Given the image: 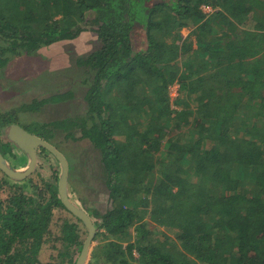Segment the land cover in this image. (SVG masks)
<instances>
[{"label":"trees","instance_id":"trees-1","mask_svg":"<svg viewBox=\"0 0 264 264\" xmlns=\"http://www.w3.org/2000/svg\"><path fill=\"white\" fill-rule=\"evenodd\" d=\"M85 31L100 42L76 61L90 81L86 111L26 127L50 142L87 140L100 155L109 198L84 207L98 241L87 264H264V0H0V69ZM174 83L181 109L170 107ZM198 121L193 141H164ZM13 123L0 111V135ZM57 164L42 147L25 179L0 169V264L77 263L88 230L61 200ZM59 209L69 215L56 219ZM148 218L176 238L154 236Z\"/></svg>","mask_w":264,"mask_h":264},{"label":"rangeland","instance_id":"rangeland-1","mask_svg":"<svg viewBox=\"0 0 264 264\" xmlns=\"http://www.w3.org/2000/svg\"><path fill=\"white\" fill-rule=\"evenodd\" d=\"M185 30V32H184ZM189 27L183 29L184 37L190 33ZM193 42L194 47L199 45L194 38H188ZM100 46L98 36L95 32L85 31L78 38L65 40L45 46L34 55H9V62L0 69V111L9 113L26 130V125L36 126L44 122L52 121L58 116H74L77 113H83L87 109V103L84 96L90 86L88 75L85 69L77 65V59L90 52L97 46ZM177 88V89H176ZM73 92L74 96L62 103H50L43 106L41 110L25 111L20 109L24 104L31 103L34 99L50 97L56 93ZM178 84L170 86V107L172 109H181V101L176 103L178 97ZM195 121L197 118H191ZM19 121V122H18ZM201 121L193 128L183 127L179 130H173L165 136L164 141H170L172 137L186 136L185 143H189L199 137L202 128ZM32 127V126H30ZM33 133L32 131H30ZM3 133L0 135V145L4 152L18 154L19 160L13 164L17 166H27L28 156L16 149L6 147L3 141ZM51 143L54 144L68 158L70 169L72 170L73 182L79 194H70L73 201L80 206L102 209L106 206L109 198L108 189L105 186V180L101 175L100 155L92 148L89 141H74L65 139L64 134H58ZM184 144V141L182 142ZM6 147V148H5ZM161 163L157 165L160 168ZM23 168V167H21ZM56 169L60 170L57 164ZM3 174H0V176ZM49 179V176L47 177ZM82 197L84 202L79 198ZM85 209V208H84ZM63 215H69L66 211L59 209L55 218ZM55 219V222L57 221ZM149 228L154 236L167 234L171 238H176L177 230L157 226L158 223L150 220ZM98 241L94 240L93 247ZM49 246V245H47ZM45 246L41 253V259L46 262L51 254V249ZM92 253V250H91ZM90 253V256H91ZM90 260V257H89ZM88 260V262H89ZM103 263V261L101 260Z\"/></svg>","mask_w":264,"mask_h":264},{"label":"water","instance_id":"water-1","mask_svg":"<svg viewBox=\"0 0 264 264\" xmlns=\"http://www.w3.org/2000/svg\"><path fill=\"white\" fill-rule=\"evenodd\" d=\"M2 131L4 132V138H8L10 141H13L18 146V148H20L22 152L28 156L27 166L23 169H19L16 168L10 161H8V159L5 158V156L0 151V169L6 175L14 179H25L30 174H32L38 165L39 152L42 147L50 151L59 161V194L61 200L70 212L82 219L88 230L87 237L76 264H87L97 233V227L95 226L89 213L82 206L73 201L70 196V166L68 158L50 141L40 137L37 134L31 133L18 123H13L8 127H4Z\"/></svg>","mask_w":264,"mask_h":264},{"label":"crops","instance_id":"crops-1","mask_svg":"<svg viewBox=\"0 0 264 264\" xmlns=\"http://www.w3.org/2000/svg\"><path fill=\"white\" fill-rule=\"evenodd\" d=\"M185 29V28H184ZM184 32H185V30H184ZM84 33V32H83ZM2 142H4V141H2ZM12 149H16V150H18V151H20L19 149H17V148H15V147H11ZM3 147L0 145V151L2 152V154L5 156V158H7L8 159V161H10L12 164H13V162L15 161V160H19L20 159V157H18V154L16 153V154H13V153H8V152H4L3 151ZM22 152V151H21ZM10 154V155H9ZM15 157L16 158H19V159H15ZM19 162H20V160L17 162V164H19ZM16 168H19V169H23V168H25L24 166H17V165H15V164H13ZM20 165V164H19ZM21 167H23V168H21Z\"/></svg>","mask_w":264,"mask_h":264},{"label":"built area","instance_id":"built-area-1","mask_svg":"<svg viewBox=\"0 0 264 264\" xmlns=\"http://www.w3.org/2000/svg\"><path fill=\"white\" fill-rule=\"evenodd\" d=\"M202 9L205 11V12H211L213 11V8L211 6H203ZM177 89V88H176Z\"/></svg>","mask_w":264,"mask_h":264},{"label":"clouds","instance_id":"clouds-1","mask_svg":"<svg viewBox=\"0 0 264 264\" xmlns=\"http://www.w3.org/2000/svg\"><path fill=\"white\" fill-rule=\"evenodd\" d=\"M21 150V149H20ZM22 151V150H21Z\"/></svg>","mask_w":264,"mask_h":264}]
</instances>
